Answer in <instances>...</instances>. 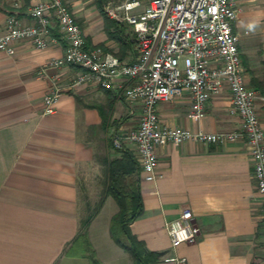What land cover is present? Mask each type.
I'll use <instances>...</instances> for the list:
<instances>
[{
    "label": "crops",
    "instance_id": "0c3cea01",
    "mask_svg": "<svg viewBox=\"0 0 264 264\" xmlns=\"http://www.w3.org/2000/svg\"><path fill=\"white\" fill-rule=\"evenodd\" d=\"M34 1L0 0V25L12 11L33 22L28 11ZM66 1L89 46L123 60L135 58L132 27L104 13L111 0ZM149 1L141 0L138 9ZM237 1L233 28L247 82L262 97L258 113L264 128V0ZM14 46L13 54L0 51V264H91L85 239L79 236L81 185L91 171L121 157L124 150L136 155L132 143L117 149L112 140L136 126L139 104L129 103L114 89L73 86L80 69L67 65L48 70L61 75L63 93L56 112L44 114L49 82L38 70L63 56L66 41L53 29L46 48L29 39ZM189 109L186 95L158 106L160 118L171 127L218 131L239 126L227 86L209 100L200 121L188 117ZM157 154L158 177L146 181L141 169L143 212L129 224L148 264H176L173 257H186L187 264H264L261 200L247 143L187 140L161 145ZM185 208L193 212L199 239L173 247L166 222ZM118 210L114 197L107 196L87 228L89 245L103 264H133L110 234Z\"/></svg>",
    "mask_w": 264,
    "mask_h": 264
},
{
    "label": "built area",
    "instance_id": "2783aa9c",
    "mask_svg": "<svg viewBox=\"0 0 264 264\" xmlns=\"http://www.w3.org/2000/svg\"><path fill=\"white\" fill-rule=\"evenodd\" d=\"M141 0H111L104 5L105 15L129 24L134 31L136 56L123 60L100 46L88 45L81 25L66 0H35L24 22L17 11L10 12L0 25V51L15 52V43L29 39L37 48H46L56 29L65 39L63 56L52 58L38 70L49 82L44 96V114L56 112L63 93L59 73L51 68L67 65L80 69L72 85L93 84L114 89L131 104H139L135 127L113 137V145L123 149L134 145L143 177H158L157 147L187 140L206 144H225L244 140L252 162V176L261 200V229L264 237V128L258 115L262 98L246 79L234 32L239 6L237 0H150L142 9ZM19 5H16L18 7ZM230 91L231 111L239 117V126L231 130L204 131L171 127L160 118L158 106L188 96V117L198 122L206 114L210 99ZM171 245L193 243L199 228L193 212L185 208L166 222ZM176 264H187L186 257H173Z\"/></svg>",
    "mask_w": 264,
    "mask_h": 264
},
{
    "label": "trees",
    "instance_id": "16d2710c",
    "mask_svg": "<svg viewBox=\"0 0 264 264\" xmlns=\"http://www.w3.org/2000/svg\"><path fill=\"white\" fill-rule=\"evenodd\" d=\"M109 0H99L104 3ZM104 171L106 176V188L102 198L97 205L91 209L88 207L81 218L80 235L85 239L87 250L91 264H103L96 258L94 250L89 245L87 240V228L93 217L100 210L105 198L109 195L116 200L119 210L113 215L110 223V234L113 240L126 250L132 260L133 264H148L144 253L131 233L129 224L137 219L143 212V203L140 192L141 181V165L137 155L128 150H124L121 157L108 159L104 162ZM132 175H135L134 185L130 190L124 187V180Z\"/></svg>",
    "mask_w": 264,
    "mask_h": 264
},
{
    "label": "rangeland",
    "instance_id": "374dc122",
    "mask_svg": "<svg viewBox=\"0 0 264 264\" xmlns=\"http://www.w3.org/2000/svg\"><path fill=\"white\" fill-rule=\"evenodd\" d=\"M259 115V113H258ZM260 118V115H259ZM261 121V120H260ZM105 167L101 168L97 172H90V175L86 176V180H83L81 185V202L84 213H87L85 210L90 207L93 209L98 201L102 198L104 190L106 188V176H105ZM135 175H132L124 180V187L127 190H130L131 186L134 185ZM115 203V202H113ZM110 203L107 204L105 211H110ZM116 205V204H115ZM83 213V214H84Z\"/></svg>",
    "mask_w": 264,
    "mask_h": 264
}]
</instances>
